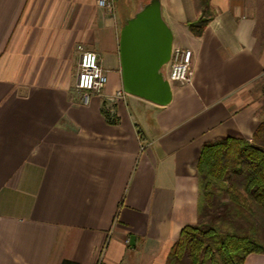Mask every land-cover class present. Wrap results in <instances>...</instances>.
<instances>
[{
	"label": "crops",
	"instance_id": "0c3cea01",
	"mask_svg": "<svg viewBox=\"0 0 264 264\" xmlns=\"http://www.w3.org/2000/svg\"><path fill=\"white\" fill-rule=\"evenodd\" d=\"M160 1L172 46L192 51L191 80L171 81L164 106L117 95L119 32L139 4L119 0L112 18L96 0H0V264H165L197 219L201 145L250 138L264 118V46L247 0H211L200 36L186 25L197 0ZM78 45L107 71L86 104Z\"/></svg>",
	"mask_w": 264,
	"mask_h": 264
},
{
	"label": "trees",
	"instance_id": "16d2710c",
	"mask_svg": "<svg viewBox=\"0 0 264 264\" xmlns=\"http://www.w3.org/2000/svg\"><path fill=\"white\" fill-rule=\"evenodd\" d=\"M198 5V16L186 22L194 36L215 15L211 0ZM261 93L264 97V82ZM105 117L117 120L107 112ZM196 167L197 219L181 227L165 264H243L250 252L264 253V118L250 138L203 143Z\"/></svg>",
	"mask_w": 264,
	"mask_h": 264
},
{
	"label": "water",
	"instance_id": "95a60500",
	"mask_svg": "<svg viewBox=\"0 0 264 264\" xmlns=\"http://www.w3.org/2000/svg\"><path fill=\"white\" fill-rule=\"evenodd\" d=\"M173 34L162 15L160 0L141 1L122 24L118 51L122 89L157 105L171 100V86L165 75ZM134 235L130 237L133 242Z\"/></svg>",
	"mask_w": 264,
	"mask_h": 264
},
{
	"label": "built area",
	"instance_id": "2783aa9c",
	"mask_svg": "<svg viewBox=\"0 0 264 264\" xmlns=\"http://www.w3.org/2000/svg\"><path fill=\"white\" fill-rule=\"evenodd\" d=\"M118 0H96L106 14L112 18L115 16ZM79 51L78 73L76 78V88L80 90L81 101L86 104L93 94H99L107 82V71L100 63L94 51L84 49L78 45ZM192 51L188 48L172 46L170 59L166 66L165 75L169 82L191 80ZM125 91L117 92V95L124 96Z\"/></svg>",
	"mask_w": 264,
	"mask_h": 264
},
{
	"label": "rangeland",
	"instance_id": "374dc122",
	"mask_svg": "<svg viewBox=\"0 0 264 264\" xmlns=\"http://www.w3.org/2000/svg\"><path fill=\"white\" fill-rule=\"evenodd\" d=\"M141 1L142 0H130L132 4H136V5H138ZM246 4L249 7L248 13L257 18V33L259 35V40L263 41V46H264V0H247ZM175 36H176L175 39L176 43L183 42L184 33L181 28H176ZM263 80H264V73L262 76V83L264 82Z\"/></svg>",
	"mask_w": 264,
	"mask_h": 264
}]
</instances>
